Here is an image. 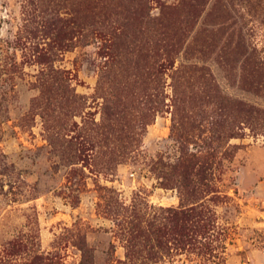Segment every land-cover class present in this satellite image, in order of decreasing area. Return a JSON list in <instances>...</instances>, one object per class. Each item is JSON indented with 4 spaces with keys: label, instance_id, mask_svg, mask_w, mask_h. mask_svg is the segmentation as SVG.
Returning <instances> with one entry per match:
<instances>
[{
    "label": "rangeland",
    "instance_id": "obj_1",
    "mask_svg": "<svg viewBox=\"0 0 264 264\" xmlns=\"http://www.w3.org/2000/svg\"><path fill=\"white\" fill-rule=\"evenodd\" d=\"M0 264H264V0H0Z\"/></svg>",
    "mask_w": 264,
    "mask_h": 264
}]
</instances>
